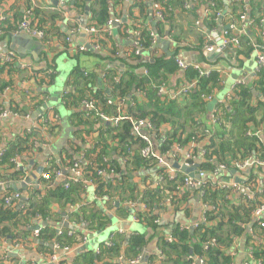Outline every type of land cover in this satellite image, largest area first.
<instances>
[{
	"label": "trees",
	"instance_id": "obj_1",
	"mask_svg": "<svg viewBox=\"0 0 264 264\" xmlns=\"http://www.w3.org/2000/svg\"><path fill=\"white\" fill-rule=\"evenodd\" d=\"M110 1H113L115 6L124 0ZM110 1L90 0L88 14L85 15V0H72L71 5L76 10L78 17V23H74L73 27H94L98 31H102L110 21ZM169 1L133 0L132 8L144 10L146 2H151V4L163 2L167 7ZM179 1L183 4L187 0ZM215 7L217 8V6ZM239 9L240 12L244 10L241 3L238 6L232 5L234 17H239ZM208 10L209 13L203 23L209 30H215L218 18L214 11ZM31 15V20L34 21L33 13ZM80 16H84L82 25ZM18 24L17 22L12 24L8 18L5 19V22L0 25L3 36L15 32ZM258 27L260 28V23L257 20L252 21L245 36L239 38L236 56L241 53L247 56L252 52L254 43H260L255 36V30ZM135 29L139 31V42L143 52L153 53L154 44L150 37L152 31L140 26ZM92 38L100 45L104 54L94 51H86V54L103 63L114 62L118 59L115 54L116 50L112 47L111 36L99 32ZM110 42L111 47L109 46ZM152 60V63H141L120 75L113 68L104 71L102 77L75 69L69 76L70 89H67L61 97L64 107L74 110L71 120L74 127L78 128L79 133L90 135L94 131V125L99 124L96 144L82 151L88 162L81 165L84 173L83 180L92 182L98 199L104 197L111 199L106 203H111L112 200L117 201L122 206L119 211L125 215L128 213V209L124 204L127 202L144 206V209L136 208L134 210V218L153 232L152 236L148 238L145 235L137 234L125 238L122 234H116L109 240L112 243L111 246L100 245L96 255L92 253L80 255L75 261L76 264H128L137 258H140L141 261L143 249L157 235L158 224L155 222L158 220V216L155 211L164 209L167 203L174 206L185 195V193H181L180 189L183 185L182 175L176 174L173 179H169L164 167H159L154 159L141 156L140 152L145 143L131 134L130 120H121L114 126L112 123L103 121L99 117L100 114L108 119L123 116L132 121L147 120L153 127L148 136L152 140L154 152L168 161L174 154V148L189 149L190 153L192 151V155L196 156V147L191 149L190 146L205 141L202 162L189 161L193 165L192 167L195 166L194 173L203 171L206 174H212L221 165L225 166L226 172H235L237 170L236 163L252 156H259L264 152V69L258 73L253 84L236 86L231 95L216 105L214 119L218 127L210 135H205L206 122L204 119L208 107L207 97L214 95L215 90L219 89V76L212 72L208 77H198L197 72L192 67H188L184 71L185 81L186 83L197 82L195 88L187 95L170 99L158 95V88L165 84L167 74L174 71L175 58L163 60L153 57ZM52 67L53 65L48 63L46 69L32 71L29 80H32L39 88L51 81L52 76L45 75V71ZM139 68L145 69L148 72L147 75L138 74L136 70ZM22 69L17 66V63L0 64V98L7 88L11 90L15 88L14 84L18 80L5 77L12 74L17 75L18 72L24 71ZM97 82H99V86L94 89ZM253 90L263 98L262 101L254 100ZM18 93L20 97L18 100L10 102L9 110L30 115L33 110L42 105L40 97H43L44 94L36 93L33 89H22ZM108 100L112 101V105L107 104ZM83 101L92 102L94 109L91 111L82 109ZM0 108L4 109L1 105ZM41 117L38 120L39 127L37 129H32L29 132L25 130L23 134L15 136L6 145H2L3 140L0 137V150H5L4 155L0 158V183L6 185L21 176L22 172L15 168L12 159L35 151L36 147L33 146V142L42 140L40 130L48 134H54L57 130V125L47 121L45 115ZM42 119L45 121L41 122ZM258 130L263 133V141L255 134ZM105 157L109 160L103 161ZM72 158L70 157L69 163L67 162L68 166L71 165ZM178 159L179 157H176L174 163ZM120 160L124 161L122 168L119 165ZM153 169L155 177L161 178L157 186L153 185V179L150 177L139 178L143 187L134 181V174ZM58 170L54 166L44 169L43 172L49 178L43 180L47 186L43 189L30 190L25 205L21 209L17 210L14 206L4 203L6 197L13 198L14 196L11 194L15 193L7 191L0 194V241L18 243L16 232L18 227L30 224V220L37 217L43 221L51 219L50 205L52 201H56L62 206L81 202V194L85 193L87 189L84 181L70 183L69 187L65 189L63 183L61 185L54 181V174ZM98 170H103L106 176H98ZM111 174L113 176L109 178ZM261 181V192H256L252 199L244 196L234 203L231 199L234 190L220 188L217 183L214 184L211 180L206 179L200 188V191L203 192L201 199L206 207L205 221L200 223L193 232L178 227L174 228L170 235L171 242L165 236L157 237L158 253L149 255L145 264H193L195 256L203 258L204 264H229L232 259L230 249L235 239L244 233L245 225L253 222L254 228L264 231V228H260L261 220L252 221L254 211L264 201V177ZM258 182L256 176H251L246 183L255 188L258 186ZM254 188L252 189L255 190ZM183 190L186 191L185 188ZM94 206L92 205V207ZM83 216L87 230L93 232L102 230L109 222L107 216L99 210H93ZM71 231L68 228L55 230L49 225L43 227L38 237L42 245L38 246V249L50 254L53 252L51 246H58L60 251L63 248L72 249L82 242L83 235L78 231ZM23 233V238L27 239L32 235L26 231ZM212 241L214 245L204 250L203 246ZM120 257L123 262L118 261ZM253 258L259 264H264V248L254 249Z\"/></svg>",
	"mask_w": 264,
	"mask_h": 264
},
{
	"label": "crops",
	"instance_id": "obj_2",
	"mask_svg": "<svg viewBox=\"0 0 264 264\" xmlns=\"http://www.w3.org/2000/svg\"><path fill=\"white\" fill-rule=\"evenodd\" d=\"M89 1L85 0V8L89 5ZM240 3L244 10L240 12L239 9L238 15L239 17L245 15L246 30L252 24V21L257 20L260 23V28L258 27L255 30V36L260 43H254L252 52L247 56L242 53L236 56L237 48L219 49L216 43V38L223 36L226 27L234 26L235 30L233 29L232 35H238L240 22L239 17L233 16L232 5L236 4L238 6ZM71 4L72 0H0V25L5 22L1 21L2 17L8 18V21L12 24L19 23L22 15L27 11H31L34 22L45 31L44 41L30 37L23 32H13L7 36H3V34L0 36V48L15 52L19 57V67L24 69V71L18 72L17 75L12 74L5 77L6 79L12 77L14 80H18L14 84L15 88L10 89L0 98L1 107L4 109L9 108L11 101L18 100L20 97L18 92L22 89H33L36 93L44 94L43 97H40L42 105L33 110L28 119L0 118L2 145H6L8 141L23 134L25 130L27 131L32 126L38 125L41 116L45 115L48 120H51L53 114L59 117L56 124L57 130L54 134H48L45 131L40 132L42 140L35 151L27 152V154L16 158L19 165L16 169H20L22 174L8 184L25 182L27 179H30V182L26 184L25 190L14 191L9 188L2 193L10 191L15 193L11 195L18 196L10 203L17 210L25 205L30 190L43 189L47 186L42 178V174H45L44 169L54 166L64 171L65 176L63 179L54 180L57 184L62 185L70 176V173L66 170L70 157L79 155L83 150L92 147L97 142L99 124L94 125V131L90 135L79 133L78 128L74 127L71 120L74 110L66 109L62 103V95L65 94L67 89H70L69 76L75 69L102 77V73L109 68L115 69L120 75L122 72L137 67L141 63H152L153 57L162 58L163 60L175 58L174 71L167 74L165 84L161 85L167 91L165 97L170 99H174L173 97L182 85L188 84L185 81V72L179 67L176 60L187 67L197 66L205 73H216L220 78V86L219 89L215 90L212 99L207 104V113L204 119L206 122L205 135H210L218 127L216 120L214 121L216 105L222 103L226 97L231 95L236 86L253 84L258 77V73L262 70L257 65V49L255 47L264 46V0H187L183 4L179 0H170L165 9L166 18L163 20H159L155 16L151 2H146L144 10H140L139 8H132L133 0H124L119 4H115V6L114 2L110 1V20L117 21L115 25L113 24L110 27L112 47L119 51L120 55L114 62L106 63L99 62L85 53L92 41V36L85 32V28L82 27L75 34H70V30L78 18L76 10ZM203 8L204 10H202ZM208 9L211 12L214 11V14H219L215 30H209L203 23L204 18L209 13ZM83 17L80 16L79 18L83 19ZM123 18L124 22H122ZM138 25L152 31L155 44L153 53L142 51L140 56L134 57L135 33L138 32L135 28L139 27ZM67 38H70L69 42L66 41ZM207 45L213 48L212 52L208 53L206 50ZM109 46L111 47V42ZM80 47L85 48V52H80ZM48 63L53 65L54 74L51 75L52 79L37 88L35 83L29 80V75L32 71L46 69ZM136 72L144 76L143 68L137 69ZM98 83H96L94 89L99 86ZM252 96L254 100L262 98L259 95L257 97L252 94ZM258 131L260 132L258 135L260 139L263 138L261 130ZM261 140L263 141V139ZM204 142L190 146L192 149L195 147L197 149L195 163H200L203 160ZM186 153H190L189 149H181L177 156L179 159L175 163V159L166 160L170 169L174 170L175 175L186 176L185 173L174 168V165L180 163ZM119 165L121 168L123 167L121 160ZM38 169H41V173H38ZM251 176L258 178V186L255 188L246 183ZM134 177V181L140 187H143L139 180L140 177L152 178L153 185L158 179L155 177L154 169L140 171L134 174ZM263 177L264 168L256 167H248L235 172L224 171L217 177L213 173L206 174V179L211 180L212 183L218 185L225 183L228 185V189L234 190L231 196L234 203H237L244 196L252 199L256 192H261ZM232 185H235L238 189H234ZM185 189L186 191L183 188L181 189V193H185L184 197L177 201L174 206L167 203L164 209L155 211L158 216L157 235L143 249L139 264H145L149 255L157 253V237H170L171 231L176 227L188 231L193 227L194 230L203 222L206 207L199 196L198 190ZM24 195L25 199L22 201ZM116 203L118 202L115 200L111 203H104L102 199H98L94 187L87 188L86 192L81 194L80 203L62 206V204L59 205L56 201H52L50 205L51 219L43 221L37 217L30 220V224L18 227L16 231L19 239L18 243L0 241V264H55L50 262L48 258L50 253H44V251L38 249V246H41L42 243L33 234L35 230H41L48 225L55 230H59L65 228L63 225L66 224L69 230L78 231L83 235L82 242L72 249L68 251L55 250L58 264H76L77 257L84 253L96 255L99 252L100 245H105L116 234H122L125 238L135 234L145 235L146 238L152 236L153 232L134 218V210L139 208V205H136L135 209H130L124 204L125 208L128 209V213L125 215L119 211L122 206L118 203L116 207ZM19 204H22V206L19 207ZM92 205L95 206L92 207ZM93 210H99L109 220L108 224L98 232L87 230L84 221L83 214L86 216ZM130 210L133 212H130ZM259 219H263V216L259 218L252 216L254 222ZM42 223H45L46 226H42ZM252 223L245 225L244 233L235 239L230 249L232 259L229 264H259L258 261H254L253 251L260 247L264 248V231L254 228ZM193 230L190 232H193ZM24 231L32 235L28 239L23 238ZM54 247H52V250H54ZM197 257L195 256L193 264H198L195 261ZM118 261L123 262V259L120 257Z\"/></svg>",
	"mask_w": 264,
	"mask_h": 264
},
{
	"label": "built area",
	"instance_id": "obj_3",
	"mask_svg": "<svg viewBox=\"0 0 264 264\" xmlns=\"http://www.w3.org/2000/svg\"><path fill=\"white\" fill-rule=\"evenodd\" d=\"M152 8L154 11L155 16L159 19V20H163L164 19V13H165V9L166 7L164 6L163 2H153L152 4ZM187 6V5H185ZM31 13L30 11H27L23 14L21 21L19 22L18 26H17V30L15 32H23L26 35L36 38L38 40L44 41L45 40V32L42 28H40L37 23H35L34 21L31 20ZM216 18L219 16L218 13H215ZM1 21H5V18L2 17ZM115 22H117L116 20H110L108 21L106 27H104L102 29V31H98L97 28L94 27H89V28H85V32L90 34V36H94L96 34H98L99 32H102L104 34H106L107 36H110V27L111 25H113ZM239 22H240V29L238 30V35H232V31L235 30L234 26H229V28L224 31L223 36L221 37V44L224 47H229V48H238L239 46V38L245 36L246 34V24H245V15H241L239 17ZM76 24L78 23V21L75 22ZM82 27H72L70 30V34L73 35L76 32H78ZM234 29V30H233ZM2 31L0 30V36L2 35ZM150 37L152 38V44H155L154 42V35L151 33ZM70 38H67L66 41L69 42ZM90 45V49L94 52L97 53H102L103 51L100 48V45L96 42V40L94 38H92ZM257 49V54H256V61H257V65L259 67V69H264V46H256L255 47ZM206 50L208 52L212 51L213 48L211 46H206ZM80 52H85V48L80 47L79 48ZM142 46L139 42V31L135 33V42H134V50H133V55L135 57L140 56V54L142 53ZM116 56L118 57L120 55L119 51H115ZM127 54V53H126ZM19 61V57L18 55L11 51V50H5L0 48V64H13V63H17L18 64ZM177 64L179 65L180 68H182L184 71L189 67H187L186 65L182 64L180 61H177ZM198 74V77H208L209 73H205L203 72L199 67L195 66L192 67ZM29 69V68H27ZM144 75H147V71L144 69L143 70ZM54 74V70L52 69H47L45 71V75H53ZM116 81L118 80L117 78L115 79ZM197 82H192V83H188V84H184L182 85V87L180 88V90L176 93V95L173 97H177V96H183V95H187L191 90H193L196 86ZM10 89L7 88L5 90L4 93L8 92ZM167 94V91L165 89L164 86H160L158 88V95L165 97ZM212 96H208L207 100H211ZM108 105H112V101L108 100L107 101ZM121 105V104H120ZM119 105V107H120ZM81 107L82 109L86 110V111H91L94 109L93 103L92 102H86L83 101L81 103ZM25 118L28 119L29 115L27 114H19L16 112H13L11 110H9V108L7 109H1L0 108V118L1 119H7V118ZM99 117L108 123H112L114 126L117 125V123L121 120H130L131 122V134L133 136H135L136 138L141 139L144 143L145 146L144 148L141 150L140 154L142 157L144 158H151L154 159L156 161V164L159 167H164L167 170V175L169 179H173L175 177V173L174 170L170 169V167L168 166L169 164L166 162V160L163 158V156L158 155L156 152H154L153 150V145H152V140L149 138L148 133L150 131L153 130L152 125L147 121V120H139V121H132L130 118L128 117H123V116H118L114 119H108L106 116L100 114ZM59 120V117L56 115H52L51 120H48L50 123H52L53 125H56L57 122ZM45 121V119H42V122ZM215 121V119H214ZM39 126L38 125H34L32 126V128L28 129L27 132H29L32 129H37ZM43 130H40V132H42ZM144 133V134H142ZM256 135H259L260 132L256 131L255 132ZM41 142L38 141H34L33 142V146L37 147L38 144H40ZM192 147V146H191ZM192 149V148H191ZM181 151L180 148H174L173 152L174 154L171 155L172 159H175L178 155V153ZM5 150L1 149L0 150V158L4 155ZM109 159L107 157H105L103 159V161H108ZM190 160H192L195 163V156L192 155L191 153H186L185 156L183 157V159L181 160V164L184 165L185 167H192L193 165L189 162ZM12 162L15 165V168H18L19 165L17 164V160L16 159H12ZM87 159L85 158L84 154L81 152L79 155L75 156L72 158V163L70 166H68L66 168V170L68 171V173H70V176L67 177V180L63 183V187L65 189H67L69 187L70 183H79L81 181H84V185L86 186V188H90V187H94L92 182L90 180L86 181L83 180L84 179V173H83V169L81 167L82 164H86ZM122 163H124V161L122 160ZM236 169L237 170H242L245 168H252V167H256V168H264V152L261 153L259 156H252L249 157L248 159L236 163L235 164ZM225 171V166L221 165L218 167V169L213 173L216 177L221 174L222 172ZM97 175L98 176H106L105 172L103 170H98L97 171ZM195 175L197 176V178H193L190 177L186 174L185 177H183V188H188V189H196L198 190L199 196L200 198L202 197L203 192L200 191L201 186L206 182V173H204L203 171H199L198 173H195ZM65 176L64 171L58 170L55 172L54 174V179L55 180H60L63 179ZM108 176V175H107ZM109 176H113L112 174ZM42 178L47 180L48 175L47 174H42ZM161 178H158L157 181L154 183L155 186L158 185V181H160ZM0 186L4 187L5 185L3 183L0 184ZM182 187H180V189H182ZM220 188H228V185L225 183L219 184ZM232 187L234 189H238L235 185H232ZM249 190V189H248ZM14 197H6L4 199V203L6 205H10L11 201L13 199L18 198L17 195H13ZM250 197V196H249ZM104 201V203L111 201V199L109 200L107 197H104L102 199ZM113 201V200H112ZM125 205L127 207H129L130 209H135L136 208V203L133 202H127L125 203ZM140 209H144V206L139 205ZM253 216H255V218H259L261 216H263V219H259L261 220L260 222V228H264V201L256 208V210L253 213ZM203 221H205L204 217H203ZM156 224L158 223V220H156L155 222ZM120 233V232H119ZM34 237L38 238L39 234H40V230H35L33 232ZM58 234H60V232L58 231ZM167 240L169 242L172 241V237H168ZM107 247L111 246L112 243L111 242H107L105 244ZM214 243L213 241L210 242L209 244H206L203 246L204 250H207L209 248V246H213ZM55 250H59L58 246L54 247L53 253H51L49 255V259L50 262L58 264V258L57 255L55 253ZM64 251H68L69 248H63ZM158 253V251H157ZM121 260V259H120ZM195 261L198 264H204V259L201 257H197L195 259ZM140 263V258H137L131 262H129V264H139Z\"/></svg>",
	"mask_w": 264,
	"mask_h": 264
},
{
	"label": "water",
	"instance_id": "obj_4",
	"mask_svg": "<svg viewBox=\"0 0 264 264\" xmlns=\"http://www.w3.org/2000/svg\"><path fill=\"white\" fill-rule=\"evenodd\" d=\"M87 2L89 1V0H86ZM88 6H86V8H85V15H87L88 14ZM202 10H204V8L202 9ZM201 14H203V12H201ZM122 22H124V18L122 19ZM80 24L82 25L83 24V19H80ZM114 25H115V23H114ZM117 25V24H116ZM229 27H226L225 29H224V31H226L227 29H228ZM214 36V35H213ZM215 37V36H214ZM222 39H221V37L219 38V36L216 38V43H217V45H218V47H219V49H226V47H224L222 44H221V41ZM87 49H88V51H92L91 49H90V47H87ZM210 52H212V51H210ZM209 53V52H208ZM17 66L19 67V65L17 64ZM252 94L253 95H255V96H257L258 97V95H257V93L255 92V91H253L252 92ZM260 99V101H262L263 100V98H259ZM142 134H144V133H142ZM261 139H263V138H261ZM174 168L176 169V170H179V171H181V172H183V173H185V174H187L188 176H190V177H193V178H197V176L195 175V166L194 167H185L184 165H182L181 163H178V164H176V165H174ZM38 173H41V169H38ZM30 179H27V181H25V182H21V183H12V184H6L4 187H2V186H0V193H2L5 189H9V188H11L12 190H14V191H17V190H19V189H23V190H25L26 189V184H28L30 181H29ZM24 199H25V195L22 197V201H24ZM22 206V204H19V207H21ZM118 206V203H116V207ZM130 212H133L132 210H130ZM42 226H46V224L45 223H42ZM65 228H67V225L66 224H64L63 225ZM193 230V227H191V229H190V231H192ZM52 247L53 246H51L50 248L52 249Z\"/></svg>",
	"mask_w": 264,
	"mask_h": 264
}]
</instances>
